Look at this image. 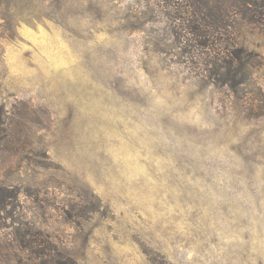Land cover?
Returning <instances> with one entry per match:
<instances>
[{
    "label": "rangeland",
    "instance_id": "374dc122",
    "mask_svg": "<svg viewBox=\"0 0 264 264\" xmlns=\"http://www.w3.org/2000/svg\"><path fill=\"white\" fill-rule=\"evenodd\" d=\"M190 3L0 0V264H264V24Z\"/></svg>",
    "mask_w": 264,
    "mask_h": 264
},
{
    "label": "trees",
    "instance_id": "16d2710c",
    "mask_svg": "<svg viewBox=\"0 0 264 264\" xmlns=\"http://www.w3.org/2000/svg\"><path fill=\"white\" fill-rule=\"evenodd\" d=\"M189 1L192 4L190 3V5H186L180 10L183 13V21L186 23V26L189 29L188 31L196 35L203 26L210 28L211 32H218L217 29L223 28V25L225 24L224 17L227 14L224 12V9H222L223 7L220 4L225 5L227 3H231L233 7L237 8V10L241 12L244 11L246 14L251 13L254 19L257 18L258 22H262V24H264V0H222V2L219 3L217 0ZM233 3L236 4L233 5ZM248 4L252 7H247ZM198 11L202 13V16L198 13Z\"/></svg>",
    "mask_w": 264,
    "mask_h": 264
}]
</instances>
